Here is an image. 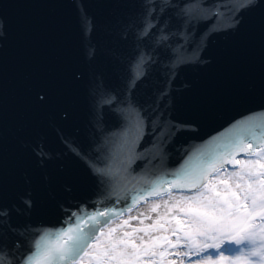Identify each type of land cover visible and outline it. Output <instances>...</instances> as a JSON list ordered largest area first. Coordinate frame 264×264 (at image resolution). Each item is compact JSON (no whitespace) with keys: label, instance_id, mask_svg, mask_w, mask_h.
Returning <instances> with one entry per match:
<instances>
[{"label":"snow or ice","instance_id":"obj_1","mask_svg":"<svg viewBox=\"0 0 264 264\" xmlns=\"http://www.w3.org/2000/svg\"><path fill=\"white\" fill-rule=\"evenodd\" d=\"M118 7L123 12L111 32L94 29L87 76L33 51L31 71L13 82L0 59V264H264V0H121ZM221 16V30L237 35L242 47L258 45L259 114L237 113L240 119L185 149L171 168L186 127L166 115L171 69L164 87L147 69L172 60L171 37L199 33ZM6 36L0 16V37ZM102 61L106 69L97 70ZM69 94L86 110L87 130L62 128L60 140L95 199L62 205L52 232L21 222L36 201L31 191L8 198L5 177L13 155L41 166L52 159L42 140L27 137L40 114L65 123L75 118V109L65 107ZM29 233L39 234L34 244Z\"/></svg>","mask_w":264,"mask_h":264},{"label":"water","instance_id":"obj_2","mask_svg":"<svg viewBox=\"0 0 264 264\" xmlns=\"http://www.w3.org/2000/svg\"><path fill=\"white\" fill-rule=\"evenodd\" d=\"M121 0H0V16L7 25L6 38L0 37V59L7 62L10 81L31 71L29 54L38 51L49 62L66 63L89 72L88 60L95 44L96 27L111 32L112 22L123 9ZM235 3V0H225ZM223 16L199 33L187 37L173 36L169 40L172 60L162 59L147 71L159 87H164L166 69L173 77L167 110L170 122L185 124L186 130L176 137L170 167H179L185 149L198 146L209 134L223 131L237 113L254 108L253 87L260 73L258 45L244 48L237 35L223 31ZM196 59H193V54ZM102 61L97 70H105ZM83 89L81 86V98ZM65 107L74 108L75 118L65 123L47 113L35 117L27 139L42 140L51 150L52 159L38 165L35 159L13 155L9 159L6 196L31 191L36 206L31 214L21 217L22 223L36 222L45 230L59 228L62 205H75L94 200V188L82 168L63 152L60 130L79 135L87 130L88 116L77 98L69 94ZM162 127L167 130L166 125ZM27 151V150H20ZM159 167V164H157ZM139 172V169H137ZM70 189V190H69ZM30 243L39 234L27 235Z\"/></svg>","mask_w":264,"mask_h":264}]
</instances>
